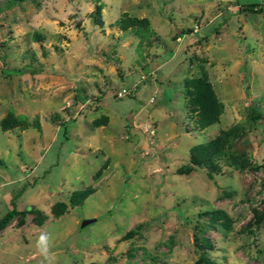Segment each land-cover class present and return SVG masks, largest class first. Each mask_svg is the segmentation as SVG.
<instances>
[{"label":"rangeland","instance_id":"1","mask_svg":"<svg viewBox=\"0 0 264 264\" xmlns=\"http://www.w3.org/2000/svg\"><path fill=\"white\" fill-rule=\"evenodd\" d=\"M122 14L147 23L121 29ZM202 73L222 104L204 127L183 86ZM230 126L223 147L246 166L177 172ZM10 200L0 264H191L194 234L217 264H264V0H0V216Z\"/></svg>","mask_w":264,"mask_h":264},{"label":"trees","instance_id":"2","mask_svg":"<svg viewBox=\"0 0 264 264\" xmlns=\"http://www.w3.org/2000/svg\"><path fill=\"white\" fill-rule=\"evenodd\" d=\"M19 1V0H14ZM102 2L98 1L95 4V9L93 11L94 16H92V20L95 23H100V19H98V15L100 9L102 7ZM257 4H245L240 5V8L253 9V7ZM258 9H262L259 7ZM145 18H137L134 16H128L126 14H122L117 20L116 24L121 28L125 29L127 27L135 26L136 32L139 33L141 26L146 24ZM183 86L186 94L188 95V104L191 110L196 113V122L200 127H204L208 124H211L218 120V116L222 109L221 102L217 99L213 88L206 78L204 73L184 78ZM7 119H3L1 121V125L5 128L9 124H7ZM233 126L228 127L227 129L220 130V132L203 142L196 143L189 148V157L188 163L179 166L176 170L178 173H187L194 166H202L207 169V173L213 171H218L220 167L219 160L223 159L225 163L231 165L235 164L238 167L246 166L244 160L237 162L232 156L226 154L225 149L223 147L225 137L232 130ZM92 191V187H86L81 190H76L70 196V201L79 202L81 199L86 197ZM11 207L0 216V229L4 227L12 218L17 215L22 214V211L17 210L12 203V200L9 201ZM65 205L63 203L55 204L52 206V213L57 215L61 211H63ZM27 211L33 212L32 220L40 224L44 218L46 217L44 213H42L37 208H29ZM253 219L255 223H258L260 220V215L256 214V211L253 210ZM201 215H205L207 217V221L212 225V223L219 222L224 226H228L230 223V218L227 213L219 208L207 209L201 213ZM200 227V226H199ZM201 230V227L198 228ZM133 232V229H129L126 233L122 235V238L128 237ZM194 244L199 248L198 257L191 264H217L212 258H210L206 252V248L211 247V243L209 238L205 235H197L194 234ZM127 255H131L129 251L126 252ZM126 264H130L126 262Z\"/></svg>","mask_w":264,"mask_h":264},{"label":"built area","instance_id":"3","mask_svg":"<svg viewBox=\"0 0 264 264\" xmlns=\"http://www.w3.org/2000/svg\"><path fill=\"white\" fill-rule=\"evenodd\" d=\"M151 71H146L144 73H141L139 75V78L137 80H135L131 86L129 87H125V86H121V87H118L116 88L114 91H113V95L117 98H121L123 96H128V95H131L132 92L136 89V87L138 86V84L143 81L144 79H146L148 77V74H150ZM150 100H151V97H150ZM147 129L149 131L150 134H153L154 133V126L152 125H148L147 126Z\"/></svg>","mask_w":264,"mask_h":264},{"label":"clouds","instance_id":"4","mask_svg":"<svg viewBox=\"0 0 264 264\" xmlns=\"http://www.w3.org/2000/svg\"><path fill=\"white\" fill-rule=\"evenodd\" d=\"M48 244H49L48 235L41 234L37 243V247L45 258H47L48 256Z\"/></svg>","mask_w":264,"mask_h":264},{"label":"water","instance_id":"5","mask_svg":"<svg viewBox=\"0 0 264 264\" xmlns=\"http://www.w3.org/2000/svg\"><path fill=\"white\" fill-rule=\"evenodd\" d=\"M91 218H87L81 221L80 225H84L86 222H89Z\"/></svg>","mask_w":264,"mask_h":264}]
</instances>
